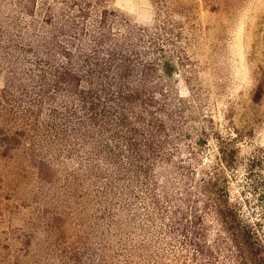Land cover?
<instances>
[{
	"label": "rangeland",
	"instance_id": "374dc122",
	"mask_svg": "<svg viewBox=\"0 0 264 264\" xmlns=\"http://www.w3.org/2000/svg\"><path fill=\"white\" fill-rule=\"evenodd\" d=\"M156 48L154 108L114 101L107 51ZM227 138L253 223L264 0H0V264H235L197 189Z\"/></svg>",
	"mask_w": 264,
	"mask_h": 264
},
{
	"label": "trees",
	"instance_id": "16d2710c",
	"mask_svg": "<svg viewBox=\"0 0 264 264\" xmlns=\"http://www.w3.org/2000/svg\"><path fill=\"white\" fill-rule=\"evenodd\" d=\"M94 42L99 45L102 39L97 37ZM110 50L107 51V62L109 64L107 75L111 73L112 78L110 82L106 83L110 84L109 86L115 85L118 88L116 93H112V99L133 105L134 103L132 102L137 101V98H145L144 101L137 102L153 109L157 104L154 101L152 102L154 99L151 97L147 98L148 94L144 96L145 94L142 95L140 93L157 90L156 87L151 89L145 86L146 83L148 84L152 80L149 75H152L153 72L155 74L160 72L162 77L171 78L175 71V65L163 56L162 48H156V52L160 54L155 62V64H159L157 67L154 66V62L145 57L140 60L138 57L133 59L134 57L130 58L132 54L124 53L120 49L121 55L118 58L117 54L114 53V49ZM137 60L139 63H137ZM110 61L116 63V66ZM137 84L143 85L134 87ZM155 94L153 92L150 96ZM149 103L153 105H149ZM150 112L148 114L150 118H153V113ZM150 122L156 130L162 127L161 125L157 127L154 125L156 119ZM236 140V138H227L219 141L214 162L208 166L207 171L201 176L199 188L197 189H199L201 194L200 202H202L203 210H209L210 215L219 223L229 248L233 250L235 264H264V169H262L264 159L254 156V182L249 180V183H246L254 190V218H256L251 223L243 219L237 205L229 200L227 192V173L235 167ZM147 141H150L148 144L151 145L154 141L153 137L148 138ZM197 141L198 145L205 144L201 137ZM252 166L253 162H251L250 167ZM194 211L192 217L194 220L199 221L200 215L195 216L196 210Z\"/></svg>",
	"mask_w": 264,
	"mask_h": 264
}]
</instances>
